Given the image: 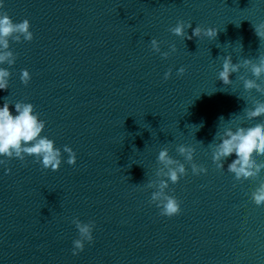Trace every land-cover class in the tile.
Returning <instances> with one entry per match:
<instances>
[{"label":"water","instance_id":"1","mask_svg":"<svg viewBox=\"0 0 264 264\" xmlns=\"http://www.w3.org/2000/svg\"><path fill=\"white\" fill-rule=\"evenodd\" d=\"M3 3L0 12L15 23L28 19L34 38L10 40L16 61L0 65L11 73L0 107L7 102L15 114V103L33 104L63 162L55 172L34 157L0 165V264H264V205L250 199L264 170L236 181L227 172L235 155L219 170L208 146L226 127L264 121L246 117L255 100L264 102L243 87L241 76L255 79L250 71L242 67L227 86L218 79L225 56L240 64L264 57L253 28L264 23V0ZM178 21L192 23L189 36L196 26L218 36H175L169 29ZM153 38L161 52L173 44L176 51L162 58ZM65 145L76 153L74 166ZM179 145L194 148L193 162L207 173L193 175L185 163L187 175L166 190L181 202L169 218L149 203L146 185L157 180L163 148L185 162ZM74 218L95 222L93 241L75 256Z\"/></svg>","mask_w":264,"mask_h":264},{"label":"clouds","instance_id":"2","mask_svg":"<svg viewBox=\"0 0 264 264\" xmlns=\"http://www.w3.org/2000/svg\"><path fill=\"white\" fill-rule=\"evenodd\" d=\"M4 8L3 0H0V9ZM31 24L28 19L15 23L6 12H0V65L15 64L16 56L9 50L10 40L15 42L32 41L33 33L30 31ZM192 28V23L178 21L176 26L171 27L169 31L178 37L184 39L204 38L216 39L218 31L215 28H202L196 26L192 29L191 36L186 33V29ZM255 35L264 40V23L253 25ZM242 47V45H241ZM151 49L160 53L162 58L176 51V46H170V51L161 52L160 42L156 39L151 40ZM251 72L255 79H248L241 76L245 91L256 92L264 95V57H260L257 63L250 59H245L243 64L233 63L230 55L225 56L222 64V70L218 74V79L224 85H230V77L238 73L241 68ZM186 72L184 67H180L177 76H183ZM10 71L0 67V90H7L9 86ZM172 75V69L169 68L164 74V79L168 80ZM21 82L28 85L31 80V74L27 69L21 70ZM258 81H261L258 83ZM7 102L0 107V165H7L11 159L24 161L26 157H34L35 161L40 163L44 169H50L55 172L60 169L62 164V152L60 148L55 147V142L47 136L42 135L46 122L39 117L31 103L17 102L14 104L15 114L10 110ZM248 120L258 119L264 116V102L255 100L253 107L245 109ZM223 117L220 118L222 120ZM224 120V119H223ZM231 120V119H230ZM203 125H200L202 127ZM199 130V129H198ZM219 138L218 143H210L208 146L212 149V161L219 170H224L225 162L235 155V159L227 164V172L234 175L236 181H245L255 179L261 170H264V160L257 162V158L264 157V121L252 126H237L235 129L226 127L222 133H215L213 141ZM177 153L184 158L185 162L173 158L169 154L168 148L159 151L157 163L160 165L156 170L157 180L147 183V189H153L149 203L155 204L160 215L173 217L181 213V202L174 196L168 194L169 183L177 184L182 177L187 175L185 163L191 165L193 175L206 174L207 168L197 165L193 162L195 149L189 146L179 145L176 148ZM63 153L68 154L67 163L76 164V153L67 145L63 147ZM11 169L6 168V172ZM251 201L256 206L264 205V180H261L258 186L250 194ZM72 223L79 233V238L73 241L72 254L79 255L84 250L85 242L93 241V230L95 222H82L79 218H74Z\"/></svg>","mask_w":264,"mask_h":264}]
</instances>
